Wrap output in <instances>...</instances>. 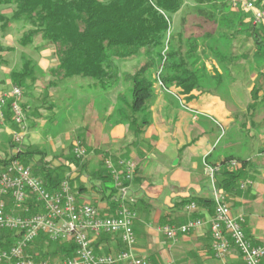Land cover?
I'll return each instance as SVG.
<instances>
[{
  "label": "trees",
  "instance_id": "obj_1",
  "mask_svg": "<svg viewBox=\"0 0 264 264\" xmlns=\"http://www.w3.org/2000/svg\"><path fill=\"white\" fill-rule=\"evenodd\" d=\"M188 1L192 2L189 16L183 12L184 9H189ZM249 1L253 3L255 9L264 10V0ZM4 5L13 7L10 21L19 20L30 26L22 35L21 44H29L34 36L40 35L45 42L53 45L56 64L47 71L50 78L46 88H55L64 80L87 78L88 82L81 85L82 90L89 92L91 96L95 94L104 96L117 89L121 82L129 84L128 88L117 92L114 113L119 119L118 122L126 125L128 134L135 139L150 124V107L155 99V83L158 82L163 89L177 97L183 95L189 98L193 91L204 93V81L208 70L200 63L202 55L200 47L212 52L219 62H223L227 76L230 75L233 80L232 75L243 71L242 61L251 65L252 58L257 55L264 64V25L253 16L248 17V11H243L240 5L233 7L229 0H0V6ZM178 12H182L179 28L172 30V15ZM212 40L222 41L229 50L228 54L219 53L212 47L209 44ZM249 44L252 45L248 46ZM1 50L0 47V52ZM139 56L144 57V63L134 73L119 71L120 62L133 60ZM5 62L6 60L0 57V66ZM36 69L25 59L20 71L9 72L12 86L22 89V95L25 92L23 87L33 85L39 74H44L39 71L36 73ZM153 70L156 77L152 76ZM212 78L216 80L218 86L221 85L220 74H215ZM0 83L5 86L4 80H0ZM10 88L0 93V97L9 92ZM258 90L260 87L252 85V95ZM256 98L254 95V99ZM256 103L247 106L250 107V112L255 109ZM259 104L264 108V97ZM21 106L27 121L30 122L29 126H35L36 121L26 112L25 104L21 103ZM0 110L3 118H0V124L2 121L5 126L16 128L9 98ZM239 119L236 115L232 124L234 126L237 123L239 131L231 137L241 138L240 147L234 154L225 156L219 165L211 164L208 157L204 161L217 166L214 182L217 188L226 194H232L239 188L240 180L247 177V169L252 160L245 156L252 153V134L247 136L244 120ZM6 142L9 151L3 149L4 157H0V170L15 158L28 166L33 175L41 178L44 187L51 192L58 189L59 184L68 178L70 186L76 192V198L78 194L88 190V187L79 182L81 175L86 173L90 177L89 180L99 182L90 189L100 194L107 193L105 198L110 212L100 214L111 215L114 212L116 204L112 197L117 193V189L113 185L110 172L106 169L105 160L111 158L116 162L125 156L128 158L126 152L116 155L114 152L108 154L97 150L99 158L93 170L88 171L89 163L85 161L86 159L83 157L77 159L72 152L68 156L69 162L51 166L42 150L23 143L19 145L20 152L13 153V140L10 138ZM260 152H264V147ZM231 161L239 163L238 168H233L234 171L229 170ZM70 163L77 167L78 175L75 178L67 172ZM137 171L136 168L131 183L135 181ZM75 179L78 180L76 187ZM142 200L136 202L128 200L127 206L135 210ZM190 202H194L196 206L213 208L212 198L183 199L179 206L182 208ZM26 203L29 206L28 214L43 210L33 196H29ZM11 205L8 202V208ZM192 213L195 214L196 211ZM190 218L200 217L192 215ZM19 236L17 232L1 230L0 249L10 247ZM95 239L97 240L94 241ZM95 239L93 248L97 254L108 253V250L100 252L98 249L101 242L115 243L116 251L123 249L119 237L115 234H101ZM75 249L76 245L70 239L52 241L45 233H40L30 243L27 252L33 259L39 261L41 259L55 261L70 258Z\"/></svg>",
  "mask_w": 264,
  "mask_h": 264
},
{
  "label": "crops",
  "instance_id": "obj_2",
  "mask_svg": "<svg viewBox=\"0 0 264 264\" xmlns=\"http://www.w3.org/2000/svg\"><path fill=\"white\" fill-rule=\"evenodd\" d=\"M43 78L44 81H38ZM49 78L50 75L44 72V75L42 74L33 85L36 90H40V87L43 88L39 103L34 102L32 95L24 93L22 96L21 103L25 104L26 112L36 121V125L33 126L35 129H42L45 125L51 130L52 127H58L62 122L61 119L56 118L60 108L56 106L53 95L54 91L60 87L63 89L59 91H65L63 97L66 105L71 102L67 108L73 111V97H84L93 107L92 112L89 113L92 116L91 121L93 120L94 114L99 110V107L97 109L95 105L98 106V99L102 98V95L91 96L89 92L82 90L83 83L73 79L64 80L60 84L62 86L58 85L48 89L46 84ZM6 85H8V80L5 81V86L0 87V93L9 90V88L2 89ZM154 98L150 107V124L137 139L128 134L126 125L118 121L112 124L108 136L104 133L106 123L97 122L99 127H95V129L84 128L83 142L88 148L92 146L93 149L85 160L89 163L88 171L93 170L99 158L97 150L108 154L114 152L116 155L126 152L130 158L136 161L138 171L135 181L130 184V199L134 202L143 199L142 203L137 202V207L134 210L137 213V219L133 224L136 242L134 250L137 255L144 256L151 264H218L210 251L212 243L210 221L214 213L212 206L209 209L197 205L196 213L193 214L187 211L185 206L181 208L179 205L183 199L212 198V185L205 173L203 163L208 157L211 164L219 165L225 156L231 154L233 145L228 141L224 142L219 150L217 148L233 126L235 115L226 109L224 101L212 93L193 91L189 98L183 95L177 97L166 89L156 87ZM46 113H50V115H45ZM81 115L87 116L84 112ZM38 117H41L42 122H37ZM27 124L28 129L33 128L29 126V121ZM215 126L221 128L222 135L208 134ZM0 127L6 128L2 121ZM45 133H48V130H45ZM251 134L247 136H251ZM66 135L65 139L68 140L70 135L68 133ZM261 137L264 138L263 135ZM47 138L50 140V135ZM39 140L33 144L37 145ZM251 140L253 142L254 139ZM239 141L241 145V138ZM57 145L58 148H61L59 153H55L54 149L50 158L45 156L49 164L52 160L51 166L69 162L68 156L71 155V152H65L60 143ZM216 151L218 152L216 153ZM261 154L263 157L264 152ZM248 155H245L246 158L252 159L253 156ZM67 172L73 178L78 175L77 167L71 163ZM261 176L264 177V172ZM89 179L90 177L86 173L79 178V182L88 187V190L78 194L77 201L91 203L100 213H109L105 198L107 193L100 194L94 189H90L97 186L99 182ZM77 185L78 180L75 179L74 186ZM247 186L244 188L239 186L232 194L227 193L226 195L232 214L243 215L242 224L247 238L253 244H259L264 242V185L256 182L252 186ZM165 188L168 189V192L161 197ZM192 215H198L203 226L197 229L193 235L180 236L176 242L171 243V249L174 250L175 247L176 262L163 259V246L160 239L162 236L165 237L159 231V227L168 224L175 226L183 224ZM98 249L100 252L108 250V253H112L116 252L117 245L113 242H101ZM184 258L187 259L184 260ZM227 260L230 264H244L234 249L230 251Z\"/></svg>",
  "mask_w": 264,
  "mask_h": 264
},
{
  "label": "built area",
  "instance_id": "obj_3",
  "mask_svg": "<svg viewBox=\"0 0 264 264\" xmlns=\"http://www.w3.org/2000/svg\"><path fill=\"white\" fill-rule=\"evenodd\" d=\"M233 7L241 6L242 10L253 12L256 21L264 20V10H257L249 0H229ZM22 89L12 86L10 91L0 97V108L9 98L10 110L16 125L13 141L16 147L13 153L21 150V142L28 132L27 117L20 99ZM0 118L2 112L0 110ZM72 153L80 159L86 154L84 146L75 142ZM230 167L238 168L239 163L231 161ZM117 193L112 197L116 206L111 215H102L89 203H79L76 192L70 186L69 179H64L59 188L53 192L44 187L41 178L31 173L28 166L13 158L0 170V231H14L20 236L6 249H0V264H151L144 256L135 253V232L133 224L137 213L127 206L130 199L131 181L135 175L137 163L132 158L105 160ZM205 173L211 182L213 199V216L210 221L211 253L218 264H230L227 260L234 249L244 264H262L264 261V242L253 244L243 229V215H233L228 204V196L217 188L214 174L217 166L203 163ZM246 181L240 188L250 184ZM29 196L42 207V211L29 213L26 203ZM8 202L12 205L8 208ZM194 212L196 204L190 202L185 206ZM200 218H190L180 225H163L159 231L169 241L176 242L178 237L189 235L201 228ZM45 233L52 241L71 240L76 249L70 258L64 260H36L27 252L30 243L40 234ZM101 234H115L123 245L120 251L97 254L93 240Z\"/></svg>",
  "mask_w": 264,
  "mask_h": 264
},
{
  "label": "rangeland",
  "instance_id": "obj_4",
  "mask_svg": "<svg viewBox=\"0 0 264 264\" xmlns=\"http://www.w3.org/2000/svg\"><path fill=\"white\" fill-rule=\"evenodd\" d=\"M187 7L189 9H184L183 12L187 13V16H189L192 9L191 1L187 2ZM243 11L246 12V10ZM12 12L13 7L7 5L0 6V47L2 48L0 52V57L6 60L5 64L0 66V80H8V85L2 88L4 90H7L12 86L9 72L20 71L25 59L30 61V66L33 65L37 68L36 73H38V71L41 73L47 72L49 68H53L56 64L53 45H51L49 42H45L40 35L34 36L29 44H21L20 39L22 35L27 32L28 29H30V26L19 20L18 22L14 20L10 21V16ZM247 14L248 17H252V10L248 11ZM181 15L182 12H178L175 13V15H172V30H176L179 28V19ZM259 23L264 25V20H261ZM209 44H211L212 47L217 49L219 53L221 52L226 55L228 54L229 50L222 41L213 42L212 40L209 41ZM251 45L252 44H249L248 46ZM200 53L202 54L200 63L203 64L208 70L207 77L204 81V93H212L215 96H218L222 101H224L227 110L232 111L235 116L238 115L240 121L244 120V128L247 131V134L250 135L252 133V138L254 139L251 146L252 153L250 155L251 157H253L250 162V167L247 169L248 174L247 177L240 180V184L246 181H250L251 185L248 184L247 187L252 186L256 182L264 185V177L261 176V174L264 172V156L262 157L261 155L263 154H261L262 152H260V149L264 146V138L261 137V135H263L264 137V108H261L259 104V101L264 97V64L261 62L262 60L257 55L252 58L251 65H248L246 64L247 62L245 63L244 61H242L244 67L243 71L236 72L234 75H232L234 78L233 80L230 75L227 76L226 70L223 67V62H219L212 52L204 50L202 47H200ZM143 63L144 57L142 56L136 57L133 60L122 61L118 64L119 71H128L134 73V71L139 68ZM244 70L246 73L244 72ZM151 73L153 77H156V72H154V70L151 71ZM215 74L221 75L220 86H218L216 84V80L212 78V76ZM245 74L247 75V77ZM41 76L42 75L39 74V78ZM73 80H76L77 82L80 81V83L88 82L87 78L78 77ZM27 81H29V79ZM35 81H37V79ZM38 81H44V78L39 79ZM155 84L157 88H162L158 82ZM254 84H256L257 87H260V90H258L256 94H254L257 97L256 99H254V95H252L251 91L252 85ZM33 85L28 86V88L23 87L25 91L24 93L26 94L29 92V95H32L34 102L39 103L38 101L42 97L43 88L40 87V90H36V87ZM1 86L3 85L0 83V87ZM128 87V83L121 82L117 89L110 91L111 93L109 92L107 93V95H104L102 96V98L98 99V106L95 105V108L98 109L99 107V110L96 114H94L95 116L92 121V116L89 113L92 112L93 107L88 104L87 100L84 97H73V111H70V108L67 107H69L68 105L71 104V102L66 105L67 103L65 102L63 97L65 91H59L60 89H63V87L56 89L53 95L56 102V106H59L60 108V111H57L56 118L61 119L62 122L59 124L58 127H52L53 129L51 130H49V128H47V126L45 125L42 127V129H35L34 127V129H28V132L24 136L21 144L29 143L32 147L36 146V149L42 150L45 156L47 158H50L49 156L54 153V149L56 150L55 153H59V151L61 150V148L57 147L58 143L63 145L65 152H72L74 143L79 142L84 146L85 150L88 149V152L83 157L86 159V157L93 149L92 146L88 148L87 145L83 142V136L85 135L84 128L89 127L90 129H95V127H99L96 124L97 122H103L106 123L104 127V133L105 135L107 134L106 136H108V131L110 130L112 124L116 123V121H119L118 117L114 113L117 102V92L124 90ZM22 96L20 99V103L23 99ZM254 102H257L255 109L253 108L252 112H250L251 109L247 106H250ZM64 112H66L65 115L67 114L68 117L64 115ZM83 112L84 114L86 113L87 116L84 117L83 115H81ZM50 113H46L45 115H50ZM40 119L41 117H38L37 122H42V120ZM231 127L232 128H230L227 136H225L221 144H219L217 150H219V148H222L224 142L228 141L230 142V144L233 145V149L232 151H230V153L234 154V148L240 147V141L239 139L232 138L231 135H234L237 133V131H239V126L236 123L234 126ZM15 129L16 128H12L11 126H6V128L0 127V146H2V148L0 147L1 158L4 157L3 149H7L9 151V147L7 146L6 141H8V139L10 138L13 140V131ZM45 130H48V133H45ZM67 133L70 135V138L68 140L65 139V136L67 138ZM208 134L220 136L222 135L221 128H216L215 126L213 127L211 132H208ZM48 135H50V140L49 138H47ZM37 140H39L40 142L37 145L33 144ZM13 144L15 148L17 144L14 143V141ZM217 152L218 151H216V153ZM126 157L127 156H125V158ZM51 163L52 160L50 161V164ZM230 169V171L235 170L233 169V167H231ZM167 192L168 189L165 188L161 197L165 196ZM193 233L194 232L190 233L189 235L191 236L193 235ZM160 240L162 241L163 246V259L175 261V247L174 250L171 249L172 241H168L167 239L163 238V236ZM186 259L187 258H184V260Z\"/></svg>",
  "mask_w": 264,
  "mask_h": 264
}]
</instances>
